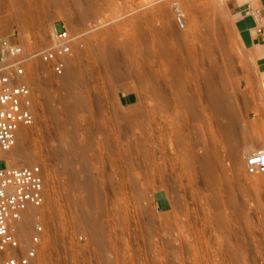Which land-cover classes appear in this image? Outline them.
Wrapping results in <instances>:
<instances>
[{
  "label": "rangeland",
  "instance_id": "374dc122",
  "mask_svg": "<svg viewBox=\"0 0 264 264\" xmlns=\"http://www.w3.org/2000/svg\"><path fill=\"white\" fill-rule=\"evenodd\" d=\"M51 25L85 39L61 77L34 69L15 148L45 174L34 264H264V175L243 169L264 146L254 18L227 0H0L12 43L43 47Z\"/></svg>",
  "mask_w": 264,
  "mask_h": 264
},
{
  "label": "built area",
  "instance_id": "2783aa9c",
  "mask_svg": "<svg viewBox=\"0 0 264 264\" xmlns=\"http://www.w3.org/2000/svg\"><path fill=\"white\" fill-rule=\"evenodd\" d=\"M250 13L258 17L257 11ZM254 34L264 46V27L257 24ZM84 39L85 32L72 33L64 25L54 28L50 42L37 49L0 37V153L15 144L20 128L34 123V69L41 65L50 75L61 77ZM261 126L264 133V122ZM0 163V264H33L43 249L42 217L40 213L36 215L27 241L19 237L18 223L27 208L44 205V170L40 164L7 166L2 160ZM243 169L250 176L264 175V146L245 157Z\"/></svg>",
  "mask_w": 264,
  "mask_h": 264
},
{
  "label": "bare ground",
  "instance_id": "6f19581e",
  "mask_svg": "<svg viewBox=\"0 0 264 264\" xmlns=\"http://www.w3.org/2000/svg\"><path fill=\"white\" fill-rule=\"evenodd\" d=\"M256 17V16H255ZM51 33L54 31V26L53 25H51ZM33 41H36V39H34ZM94 57L92 56V57H90V59H93ZM70 62V61H69ZM69 64V63H68ZM68 66V65H67ZM66 71V70H65ZM65 73V72H64ZM56 78H58V77H56ZM263 84H262V88H263V90H264V82H262ZM61 86L64 88V91H63V95L64 96H66V99H67V108H66V113L67 114H71L74 110L76 111V109H75V104H77L78 105V103H76L77 101L74 99V95H73V90H72V84L70 83V81H63L62 83H61ZM77 99V98H76ZM74 101H75V103H74ZM35 112H36V106H35ZM65 113V112H64ZM60 112H57V114L55 115V122L56 123H58L59 124V121L61 120L60 119ZM23 128H27V127H23ZM23 128H20L19 130H18V132H17V136H16V141H15V144L8 150V151H5V152H2V153H0V160H2V161H4L5 162V164L7 165V166H18V163L19 162H23V163H25V162H29V161H31L32 159L30 158V156H26L24 153H22V152H20L19 150H15V148L17 147V145H18V142H19V137H20V135H21V131H22V129ZM249 139L251 140V142L252 141H256L257 140V136H256V134H254V133H250L249 134ZM262 147V146H261ZM260 148V147H259ZM255 150H257V148H253V149H251L250 151H249V154L251 153V152H253V151H255ZM8 152H11V154H10V158H11V160H12V162L10 163V162H8V160H7V158L4 156L6 153H8ZM235 156L236 157H238L239 156V154H238V152L237 153H235ZM245 159V158H244ZM207 164H206V168L208 167V168H210L211 167V163L207 160V162H206ZM13 164V165H12ZM75 175H77L76 173H75ZM82 180H83V183H84V179H87V178H81ZM80 180V179H79ZM81 180V181H82ZM88 181V180H87ZM81 183V182H80ZM82 184V183H81ZM87 188V187H86ZM89 190V189H88ZM81 191V190H80ZM84 191V190H83ZM75 196V195H74ZM88 199H90L89 197H91V196H89V194H88ZM77 198V197H76ZM74 199V198H73ZM72 199V205L74 206V207H76L77 209H78V211L76 212V214L77 215H80V216H83V219L84 220H90L91 221V219H92V213H91V208H89V211L90 212H85L84 211V209H83V207H82V205H80L79 203H80V201L81 200H83V199H81V200H79V203L76 201V200H78V199H74L73 200ZM84 201V200H83ZM86 201V200H85ZM45 203V202H44ZM82 203V202H81ZM86 203V202H85ZM88 203H89V201H88ZM82 204H84V202L82 203ZM91 204V203H90ZM89 204H87V206H88ZM86 206V205H85ZM86 206V207H87ZM90 206V205H89ZM43 208V206L41 207V208H33V207H29V208H27L25 211H24V213H23V216H22V218H21V220H20V222L18 223V235H19V237L20 238H23V236L28 232V229L31 227L30 225H31V223H32V217H33V215H34V219H33V221L35 220V217H36V215L37 214H39L40 213V215H41V217H42V212H41V209ZM76 209V210H77ZM88 208H86L85 210H87ZM37 210V212L35 213V211ZM35 213V214H34ZM81 218V217H80ZM43 223H44V221H43ZM45 235V234H44ZM44 238H45V236H44ZM35 261V260H34ZM33 264H34V262H33Z\"/></svg>",
  "mask_w": 264,
  "mask_h": 264
},
{
  "label": "crops",
  "instance_id": "0c3cea01",
  "mask_svg": "<svg viewBox=\"0 0 264 264\" xmlns=\"http://www.w3.org/2000/svg\"><path fill=\"white\" fill-rule=\"evenodd\" d=\"M227 7L231 12L239 14L248 13L251 15L250 11H257L258 17L251 16L254 18L256 25L259 24L264 27V0H227ZM251 42L257 46H262L258 37L254 34V30ZM260 59L264 72V50Z\"/></svg>",
  "mask_w": 264,
  "mask_h": 264
}]
</instances>
